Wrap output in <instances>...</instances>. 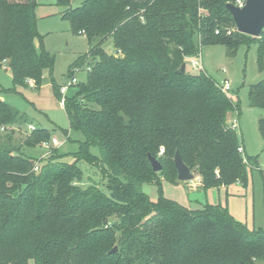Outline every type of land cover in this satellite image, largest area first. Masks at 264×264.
<instances>
[{"label": "trees", "instance_id": "obj_1", "mask_svg": "<svg viewBox=\"0 0 264 264\" xmlns=\"http://www.w3.org/2000/svg\"><path fill=\"white\" fill-rule=\"evenodd\" d=\"M57 1L89 44L71 65L91 58L86 78L59 98L83 139L76 151L51 146L47 157L32 158L21 147L53 133L35 126L17 139L7 126L23 113L0 99V264H264L263 228L247 229L219 205L190 210L166 198L157 177L177 179L179 150L202 187L247 184L253 163L227 121L238 106L209 74L178 69L200 45L223 43L234 54L243 42L255 43L262 69L264 27L259 37L236 31L226 8L235 0ZM35 6L0 0V65L8 60L15 85L40 87L44 71L52 72L54 56L36 50ZM247 96L264 109V78ZM257 127L264 138V119ZM148 153L161 171L152 170ZM147 181L157 184L156 201L141 188Z\"/></svg>", "mask_w": 264, "mask_h": 264}, {"label": "rangeland", "instance_id": "obj_2", "mask_svg": "<svg viewBox=\"0 0 264 264\" xmlns=\"http://www.w3.org/2000/svg\"><path fill=\"white\" fill-rule=\"evenodd\" d=\"M35 1L34 15L37 31L42 39V42L36 41V50L38 53L45 51L54 56L52 72L44 71L40 87L32 86V80H28L26 86L15 85L10 67L7 65L5 69L4 62H1L0 99L23 113V119L7 126V128L12 127L11 132L17 139L24 138L32 127L44 128L61 141V144L55 146L60 154L70 153L78 149L76 140H82L83 135L71 128L69 117L59 98L66 93L74 92L76 84L86 78L87 69L84 65L90 58L82 60V67H71V65L81 55L88 54L89 44L87 37L83 33H73L69 20L62 17L66 7L59 4L57 0ZM81 1L70 0V6L77 7ZM206 10L205 12L201 10L202 18ZM95 41L100 40L95 37ZM102 45L108 53L113 52L109 39H106ZM236 49L234 54H230L225 44L208 43L200 45L199 52L185 57L184 62L186 71L189 73L209 74L219 84L224 78L230 81L229 94L238 107L237 112L228 114L227 121L235 118L234 128L238 134V142L243 147L241 154L253 163L252 167L248 168L247 184L232 183L225 188L224 186L204 188L199 183V176L195 173L191 181H178L171 177H162V174H158L157 177L160 180L163 195L190 210L203 209L207 205H219L227 209L235 220L247 229H259V227L264 229V138L257 127L258 119H264V109L251 107L247 96L249 87L264 78V60L263 68L259 69L254 42H243L238 44ZM192 57L199 59L201 69L189 65ZM69 68L72 70L71 76ZM72 76L77 82L68 85ZM52 81L60 88L67 85L66 93L59 95ZM3 130L0 129V132L3 133ZM50 148L37 144L34 147L22 146L21 150L36 159L47 157L50 154ZM63 159L71 161L72 156L67 154ZM84 182L85 185L87 181ZM141 188L150 200L158 199V187L155 182L147 181Z\"/></svg>", "mask_w": 264, "mask_h": 264}, {"label": "water", "instance_id": "obj_3", "mask_svg": "<svg viewBox=\"0 0 264 264\" xmlns=\"http://www.w3.org/2000/svg\"><path fill=\"white\" fill-rule=\"evenodd\" d=\"M244 1L245 3L242 6H235L233 3L228 2L226 4V8L233 18L236 31L251 37H259L261 35V30L264 27V0ZM180 66L181 67L178 69V72L184 74L186 72L185 63H182ZM147 158L154 172L162 170L163 165L156 157L148 153ZM173 161L178 181H191L194 179L192 171L182 160L179 150L175 152ZM117 250V246H114L109 253H116Z\"/></svg>", "mask_w": 264, "mask_h": 264}, {"label": "built area", "instance_id": "obj_4", "mask_svg": "<svg viewBox=\"0 0 264 264\" xmlns=\"http://www.w3.org/2000/svg\"><path fill=\"white\" fill-rule=\"evenodd\" d=\"M245 3L244 0H235V2H233V4L236 6H242L243 4ZM4 62V68L6 69L8 66H7V63H6V60H3ZM189 65L192 66L193 68H196V69H201L202 68V65H200V61L199 59H197L196 57H192L190 60H189ZM77 82L76 78L74 76L71 77V80L69 81L68 85L72 84V83H75ZM219 87L221 89L222 92L225 93L226 96L230 97V94H229V91L231 89V84H230V81L227 80V79H223L222 82H220L219 84ZM66 90H67V85L65 86H62L60 91L61 93H66ZM61 103L64 104V101L61 100ZM235 119V118H234ZM232 119V122H231V126L234 127V123H235V120ZM4 127L1 128V130H3ZM35 129V127H32L31 130ZM61 144V141L58 140V138L56 136H51V139L49 142H42L41 145L46 147V148H49L51 146H57ZM163 148L161 149V152H162ZM238 151L241 153L243 151V147H239L238 148ZM38 168V165L35 166V170Z\"/></svg>", "mask_w": 264, "mask_h": 264}, {"label": "crops", "instance_id": "obj_5", "mask_svg": "<svg viewBox=\"0 0 264 264\" xmlns=\"http://www.w3.org/2000/svg\"><path fill=\"white\" fill-rule=\"evenodd\" d=\"M91 60V58L89 59V61ZM62 87V86H61ZM195 177V176H194ZM196 179H197V176H196ZM198 179H200V177L198 178ZM198 179H197V181H198ZM199 182V181H198ZM200 183V182H199ZM221 187V186H220ZM223 188H225V186L223 187Z\"/></svg>", "mask_w": 264, "mask_h": 264}]
</instances>
